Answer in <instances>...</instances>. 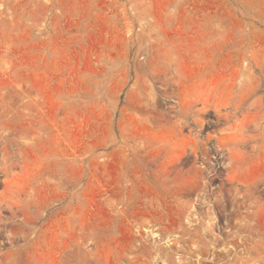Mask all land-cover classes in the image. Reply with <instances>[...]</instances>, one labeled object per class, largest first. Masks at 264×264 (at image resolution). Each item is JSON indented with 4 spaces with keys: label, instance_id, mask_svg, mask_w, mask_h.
I'll return each mask as SVG.
<instances>
[{
    "label": "rangeland",
    "instance_id": "374dc122",
    "mask_svg": "<svg viewBox=\"0 0 264 264\" xmlns=\"http://www.w3.org/2000/svg\"><path fill=\"white\" fill-rule=\"evenodd\" d=\"M0 264H264V0H0Z\"/></svg>",
    "mask_w": 264,
    "mask_h": 264
},
{
    "label": "crops",
    "instance_id": "0c3cea01",
    "mask_svg": "<svg viewBox=\"0 0 264 264\" xmlns=\"http://www.w3.org/2000/svg\"><path fill=\"white\" fill-rule=\"evenodd\" d=\"M151 1H153V0H151ZM154 19H153V21H152V26H154V27H157V25H156V23L158 22V20L155 18V17H153ZM128 232V231H127Z\"/></svg>",
    "mask_w": 264,
    "mask_h": 264
}]
</instances>
